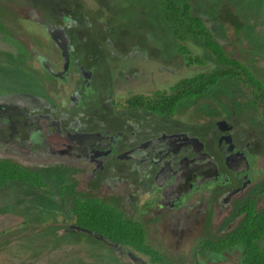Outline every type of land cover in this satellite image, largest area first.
Segmentation results:
<instances>
[{
    "label": "flooded vegetation",
    "instance_id": "obj_1",
    "mask_svg": "<svg viewBox=\"0 0 264 264\" xmlns=\"http://www.w3.org/2000/svg\"><path fill=\"white\" fill-rule=\"evenodd\" d=\"M57 5L51 1L38 18L50 47L27 42V52L18 50V70L31 59L28 87L0 91V163L45 177L64 202H89L111 214L108 231H87L107 242L78 231L75 218L57 235L89 238L117 264H133L129 253L143 261L123 246L132 241L123 236L127 228L162 257L159 263L145 256L155 264H239L236 248L212 251L239 225L242 207L253 202L261 210L264 131L237 126L242 117L235 112L202 113L197 124H181L177 112L141 107V95L117 99L112 93L131 80L122 66L106 64L118 59L113 32L104 35L80 10ZM1 56L15 66L12 53Z\"/></svg>",
    "mask_w": 264,
    "mask_h": 264
},
{
    "label": "rangeland",
    "instance_id": "obj_2",
    "mask_svg": "<svg viewBox=\"0 0 264 264\" xmlns=\"http://www.w3.org/2000/svg\"><path fill=\"white\" fill-rule=\"evenodd\" d=\"M47 1L0 0V91H22L28 87L26 74L29 72L28 75L32 77L28 63L31 59L27 58L21 69L18 70L17 67L20 57L18 50L24 49L27 52V42L39 46L41 50L50 47L45 33L38 25L39 16L43 18L42 13L47 12L44 8ZM62 1L63 4L61 0L52 2L58 3L60 11L80 10L86 14L93 28L102 30L104 35L108 30L113 32L112 56L116 55L118 59L110 58L106 60V64L122 66L119 72H127V78L131 80L123 91L112 93L117 99L123 100L127 94L148 96L155 92L168 91L179 81L203 72L202 67L189 65L187 57L175 52L168 33L154 18L155 0ZM190 4L193 15L207 25L229 56L245 64L264 83V0H190ZM30 17L36 20L33 21ZM183 45L193 55L201 54L191 44ZM6 52L12 53L15 57L14 67L1 56ZM104 52L110 57L111 49L105 47ZM128 66L131 69H127ZM108 73L112 76L111 71ZM117 75L120 83H124V76L119 73ZM213 112H235L242 117L235 122L237 126L257 133L260 130L264 131L260 123V113L248 103L245 93L232 81H223L203 98L179 106L175 120L181 124H197L198 115L202 113L209 115ZM243 119L247 120L246 123ZM260 189H264V180L258 190ZM31 198L30 194L26 195L16 186L0 190V236L11 239L10 241L21 249L18 254L13 250L16 257H9L13 263L54 264L48 263V257L42 254L46 248L41 246L40 242L21 237L23 229L26 228L24 226L33 225L35 221H39L38 219L42 221L45 217L48 222H54L55 219L57 223H62L61 225L70 222L63 221L65 214L59 209L54 210L52 219L48 215V208L40 204V198L38 196ZM261 198L262 210L264 193ZM61 241L62 248L74 250L73 257L66 258L74 263L56 264H117L104 256L106 252L101 246L91 244L83 238L79 240L63 238ZM31 246H35L34 249ZM260 246L264 248V239ZM140 256L145 264H155L150 262L148 257Z\"/></svg>",
    "mask_w": 264,
    "mask_h": 264
},
{
    "label": "trees",
    "instance_id": "obj_3",
    "mask_svg": "<svg viewBox=\"0 0 264 264\" xmlns=\"http://www.w3.org/2000/svg\"><path fill=\"white\" fill-rule=\"evenodd\" d=\"M51 1L53 0H48L45 5H49ZM155 1L154 18L158 25L168 33L175 52L187 57L189 65L202 67L203 72L179 81L168 91L152 93L146 97L140 96L136 100L138 101L137 104L142 103L141 107H147L148 110H153L160 114L172 115L177 112L179 106L203 98L219 83L232 81L245 93L248 103L260 113V123L264 130V83L245 64L229 56L228 52L216 41L207 25L199 17L193 15L190 0ZM38 5L34 6L38 7ZM183 43L191 44L201 54L199 56L193 55L192 52L186 50ZM9 186L19 187L26 195L30 194L31 199L38 196L40 204L48 208V215L52 219H54V210L56 209L63 211L65 214L63 221L69 220L70 222L75 218L76 224L83 228L82 230L103 232L101 229H106L108 231L113 222H115L111 214H107L98 205L92 208L89 202H77L74 205L64 202L66 196L63 192L57 195L55 184L48 181L45 177L27 172L15 165L0 163V190ZM28 189H45L50 195L45 197L43 194H36L28 191ZM262 193H264V189ZM54 195H57L60 200L56 201L53 198ZM239 214L243 215L239 225L226 239L220 242L221 245L218 249L212 252L236 248L240 252L239 264H264V248L260 246L261 241L264 239V209L256 211L253 202H250L239 210ZM38 220L33 225L24 226L26 228L23 229L21 237L40 242V245L46 248L42 254L48 257V263H74V261L66 259L67 257H73L75 254L74 250H70L68 247H63V249L60 243L63 238L79 240L82 237H76L72 233L58 236V229H62V225L57 223L55 219L53 220L54 222H48L47 217L42 221L41 219ZM67 224L68 222H65V225ZM120 231L123 232L122 229ZM123 236L128 240H132L123 244V246L144 256L153 257L155 262L162 263V257L150 246L146 245L142 237L140 239V235L134 229L127 228L123 232ZM110 238L118 239L119 233L117 235L110 234ZM10 240L6 236H0V264H15L12 260H9V257H16L13 250L17 254L21 251L20 247ZM84 240L98 245L89 240V238H84ZM34 247L31 246L33 249ZM6 253L9 254L5 256ZM111 261L115 262L114 260Z\"/></svg>",
    "mask_w": 264,
    "mask_h": 264
},
{
    "label": "water",
    "instance_id": "obj_4",
    "mask_svg": "<svg viewBox=\"0 0 264 264\" xmlns=\"http://www.w3.org/2000/svg\"><path fill=\"white\" fill-rule=\"evenodd\" d=\"M38 60H39V59H38ZM40 64H42L41 61H40ZM78 231H80V232H84V233H86V234H88V235H91V236H93V237H95V238H97V239H99V240H102V241L107 242L105 239L100 238V237H98V236H95V235H93L92 233H89V232H87V231H85V230H81V229H79ZM108 244H110L112 247H116L115 245H113V244H111V243H109V242H108ZM129 257H130V261H132L133 264H145L143 261H141L140 259L134 257V256H133L132 254H130V253H129Z\"/></svg>",
    "mask_w": 264,
    "mask_h": 264
}]
</instances>
